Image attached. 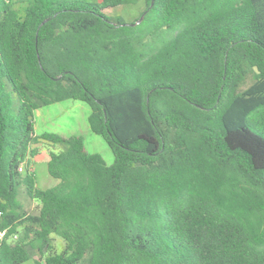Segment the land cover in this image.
I'll use <instances>...</instances> for the list:
<instances>
[{
  "label": "trees",
  "instance_id": "16d2710c",
  "mask_svg": "<svg viewBox=\"0 0 264 264\" xmlns=\"http://www.w3.org/2000/svg\"><path fill=\"white\" fill-rule=\"evenodd\" d=\"M68 100L111 165L35 133ZM0 233V264H264V0H0Z\"/></svg>",
  "mask_w": 264,
  "mask_h": 264
},
{
  "label": "rangeland",
  "instance_id": "374dc122",
  "mask_svg": "<svg viewBox=\"0 0 264 264\" xmlns=\"http://www.w3.org/2000/svg\"><path fill=\"white\" fill-rule=\"evenodd\" d=\"M142 10V6L124 8L117 7L115 9H105L104 13L108 16H121L126 23L136 19L138 13ZM89 108L79 101H64L55 103L41 108L34 114L35 133L43 132L55 133L62 136L80 135L83 139L85 149L89 153L99 154L107 165L113 163V155L102 139V137L90 132L87 124V115ZM37 149V155L32 159V167L37 177V187L46 189L56 184V180L47 175L46 163L49 159V153L58 151V147H54L47 142L39 140L33 145ZM19 199L24 209L31 214L38 210V203L26 197L23 189L19 193ZM63 248V242L53 237V249L60 252ZM38 255L34 254L36 259ZM23 264H34L33 259Z\"/></svg>",
  "mask_w": 264,
  "mask_h": 264
},
{
  "label": "built area",
  "instance_id": "2783aa9c",
  "mask_svg": "<svg viewBox=\"0 0 264 264\" xmlns=\"http://www.w3.org/2000/svg\"><path fill=\"white\" fill-rule=\"evenodd\" d=\"M19 171L21 172L22 171V168H19ZM3 235V233H0V237Z\"/></svg>",
  "mask_w": 264,
  "mask_h": 264
},
{
  "label": "water",
  "instance_id": "95a60500",
  "mask_svg": "<svg viewBox=\"0 0 264 264\" xmlns=\"http://www.w3.org/2000/svg\"><path fill=\"white\" fill-rule=\"evenodd\" d=\"M151 3H152V2H151ZM141 18H142V17H141ZM141 18H140V19H141ZM139 21H140V20H139ZM139 21H138L137 23H139Z\"/></svg>",
  "mask_w": 264,
  "mask_h": 264
}]
</instances>
